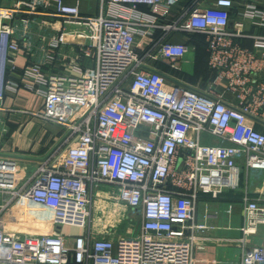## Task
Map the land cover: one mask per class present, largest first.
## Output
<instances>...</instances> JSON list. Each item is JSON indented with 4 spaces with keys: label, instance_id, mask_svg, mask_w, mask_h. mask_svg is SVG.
<instances>
[{
    "label": "built area",
    "instance_id": "built-area-1",
    "mask_svg": "<svg viewBox=\"0 0 264 264\" xmlns=\"http://www.w3.org/2000/svg\"><path fill=\"white\" fill-rule=\"evenodd\" d=\"M101 1L106 12L98 16L64 0L0 6V123L19 73L45 102L24 112L64 128L60 144L24 180L20 161L0 154V264H196L198 241L214 239L199 234L209 230L196 221L202 195L219 197L241 165L264 170V133L252 118L264 108V58L234 42L243 36L229 30L236 0ZM257 6L248 4L247 14L264 21ZM19 18L58 29L43 60L20 72L9 53L21 48L9 23ZM175 34L204 35L209 66L231 79L240 98L253 92L252 101L231 106L211 92L168 86L148 60L178 68L189 47L172 42ZM256 40L264 48V36ZM70 52V62L58 65ZM204 133L218 143L202 144ZM244 199L241 264H264V246L247 247L264 224V205ZM20 200L50 210L54 227L10 230L7 213ZM125 221L128 229L118 233ZM62 226L84 233L65 235Z\"/></svg>",
    "mask_w": 264,
    "mask_h": 264
},
{
    "label": "crops",
    "instance_id": "crops-1",
    "mask_svg": "<svg viewBox=\"0 0 264 264\" xmlns=\"http://www.w3.org/2000/svg\"><path fill=\"white\" fill-rule=\"evenodd\" d=\"M20 1L22 0H0V6L12 7ZM64 1L72 5L78 4L84 15L98 16L106 12V5L101 0ZM251 3L258 5V10L264 11V0H246V2L236 0L235 8L231 12L229 30L233 32L241 30L243 36L234 38V42L259 58H264V48L257 44L256 40L257 36H264V21L247 14V5ZM137 9L143 12L149 11L144 5L137 6ZM9 23L15 25L13 38L21 47L19 52L9 50V53L16 58L18 71L20 72L28 64L41 62L46 56L50 40L58 32L57 24L45 25L38 19L37 22H31L30 26H26L22 24L20 18ZM172 42L186 44L189 47L185 57L179 61L178 68L156 58L148 60L149 69L163 73L167 77L168 86L179 82L201 92H211L215 96H221L231 106H240L242 100L252 101L253 92L248 93L245 99L240 98L241 91L231 79L220 77L219 72L209 66L205 36L175 34ZM71 54L72 52L66 57H59L57 64H68ZM83 62L84 66L92 64L91 59ZM60 69L61 67L54 68V70ZM12 75L13 79L21 84L17 91L9 89L5 94L4 104L9 110L2 116L0 154L14 156L20 161V180H24L35 171L38 163L60 144L64 128L24 112L40 110L45 102L41 95L26 89L19 73ZM258 79H264V71L260 73ZM256 81L250 83V86L254 87ZM252 118L256 129L264 133V108H259L257 115H253ZM6 120H9V123H6ZM5 133L7 134L4 135ZM192 136L194 137L193 134ZM200 139L202 144L218 143L217 138L207 133L202 134ZM230 174L233 180L229 188L216 198L209 194L202 195L198 204L196 221L205 222L209 227V230L199 234L214 239L198 241L195 251L196 264H241L243 248L236 242L243 237L241 227L245 221L244 197L248 196L250 200L264 205V170H254L241 165ZM14 208L7 213L10 230L25 232L50 229L51 225L48 224L52 219L50 210L46 208L39 210L24 200H20ZM205 213L208 215L205 216ZM256 246H264V224L260 225L257 233L248 240L247 247Z\"/></svg>",
    "mask_w": 264,
    "mask_h": 264
},
{
    "label": "rangeland",
    "instance_id": "rangeland-1",
    "mask_svg": "<svg viewBox=\"0 0 264 264\" xmlns=\"http://www.w3.org/2000/svg\"><path fill=\"white\" fill-rule=\"evenodd\" d=\"M5 123V122H4ZM6 123H9V120H6ZM5 123V124H6ZM0 127H3V121L0 123ZM7 133H5L4 135H6ZM0 136H1V133H0ZM35 207V206H34ZM37 209H44V208H42V207H36ZM134 218V215H130V217H129V219H133ZM124 224L123 225H121V227H118L117 229H118V233H121V232H125L127 229H128V227H129V224H130V222L129 223H127L126 221L125 222H123ZM62 232H63V234H65V235H68V234H70V235H72L73 237H75V236H77V235H80V234H82V233H84V230H82L81 228H77V227H73V226H66V227H63L62 226Z\"/></svg>",
    "mask_w": 264,
    "mask_h": 264
},
{
    "label": "water",
    "instance_id": "water-1",
    "mask_svg": "<svg viewBox=\"0 0 264 264\" xmlns=\"http://www.w3.org/2000/svg\"><path fill=\"white\" fill-rule=\"evenodd\" d=\"M51 227H54V225H52Z\"/></svg>",
    "mask_w": 264,
    "mask_h": 264
},
{
    "label": "trees",
    "instance_id": "trees-1",
    "mask_svg": "<svg viewBox=\"0 0 264 264\" xmlns=\"http://www.w3.org/2000/svg\"><path fill=\"white\" fill-rule=\"evenodd\" d=\"M202 36H204V35H202Z\"/></svg>",
    "mask_w": 264,
    "mask_h": 264
}]
</instances>
